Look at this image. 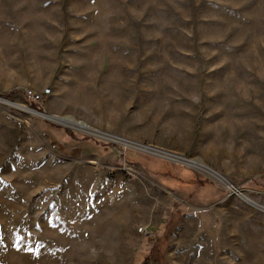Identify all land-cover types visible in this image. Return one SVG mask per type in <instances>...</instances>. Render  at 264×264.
<instances>
[{
  "label": "rangeland",
  "instance_id": "rangeland-1",
  "mask_svg": "<svg viewBox=\"0 0 264 264\" xmlns=\"http://www.w3.org/2000/svg\"><path fill=\"white\" fill-rule=\"evenodd\" d=\"M0 99L97 132L0 103V264H264V0H0Z\"/></svg>",
  "mask_w": 264,
  "mask_h": 264
},
{
  "label": "bare ground",
  "instance_id": "bare-ground-1",
  "mask_svg": "<svg viewBox=\"0 0 264 264\" xmlns=\"http://www.w3.org/2000/svg\"><path fill=\"white\" fill-rule=\"evenodd\" d=\"M0 103H3V104L8 105V106H11V107H13V108H15V109H18V110H20V111H22V112H25V113H29V114H31V115L40 116V117H42V118L47 117V115L40 114V113H38V112H36V111H34V110H31V109L28 108V107H24V106L16 105V104H13V103L11 104V103H9V102H7V101H5V100H2V99H0ZM52 119H54V121H57V122H59V123H63V124H65V125L71 126V127L75 128V129H77V130H81V131H84V132L89 133V134H95V133H97V132H95L94 130H92L91 128H89L87 125H85V124H83V123L74 122V121L69 120V119H66V120H64V119H56V118H52ZM99 136H100V135H99ZM115 141H116V142L119 141V142H121L122 144L130 145V146H132V147H137V148H142V149H144L143 146H140V145H137V144H133V143H130V142H126V141H123V140H121V141H120V140H115ZM163 156H165V158L170 159V160H172V161L175 160V161H177V162H180V163H183V164H186V165L192 166L190 162L184 161V160L181 159V158H178V157H175V156H172V155H169V154H163ZM196 165H197V166H200L203 170L208 171L211 175L217 177V178L220 179L222 182H224V178L218 176V175H217L216 173H214L213 171L208 170V169H206L205 167H203V166H201V165H199V164H196ZM217 178H216V179H217ZM224 183H225V182H224ZM228 184H229V183H228ZM239 196H240V197L242 198V200L245 201L247 204H249V205H253V206H257L254 202H252L251 200H249L248 198H246L245 196H243V194L240 193Z\"/></svg>",
  "mask_w": 264,
  "mask_h": 264
},
{
  "label": "water",
  "instance_id": "water-1",
  "mask_svg": "<svg viewBox=\"0 0 264 264\" xmlns=\"http://www.w3.org/2000/svg\"><path fill=\"white\" fill-rule=\"evenodd\" d=\"M9 103L12 104V102L8 101ZM45 115V114H44ZM54 117H50V116H47L45 117V119L49 120V121H53L54 119H52ZM143 146V145H141ZM134 149L142 152V153H145V154H150V155H153V156H156V157H159V158H162V159H167L165 158V156H163V154H169V155H172L170 153H166L164 151H161V150H157V149H154V148H151V147H148V146H143L144 149L142 148H137V147H133ZM174 156V155H173ZM169 160V159H167ZM174 162H177L175 160H173Z\"/></svg>",
  "mask_w": 264,
  "mask_h": 264
},
{
  "label": "built area",
  "instance_id": "built-area-1",
  "mask_svg": "<svg viewBox=\"0 0 264 264\" xmlns=\"http://www.w3.org/2000/svg\"><path fill=\"white\" fill-rule=\"evenodd\" d=\"M27 98L38 104H41L43 101V97L33 91L27 93Z\"/></svg>",
  "mask_w": 264,
  "mask_h": 264
},
{
  "label": "trees",
  "instance_id": "trees-1",
  "mask_svg": "<svg viewBox=\"0 0 264 264\" xmlns=\"http://www.w3.org/2000/svg\"><path fill=\"white\" fill-rule=\"evenodd\" d=\"M39 110L41 111L42 108L40 107ZM194 183L196 185H199L201 187H206V188H208V187H215V185L212 182H210V181H205V182L197 181V182H194ZM147 258H148V255L146 254L144 256V259L143 260L145 261V260H147Z\"/></svg>",
  "mask_w": 264,
  "mask_h": 264
}]
</instances>
